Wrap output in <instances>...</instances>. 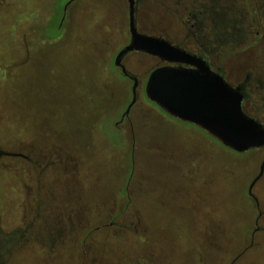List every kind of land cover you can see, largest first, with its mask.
<instances>
[{"label": "rangeland", "instance_id": "374dc122", "mask_svg": "<svg viewBox=\"0 0 264 264\" xmlns=\"http://www.w3.org/2000/svg\"><path fill=\"white\" fill-rule=\"evenodd\" d=\"M68 1L0 0V149L28 156L0 158L2 233L31 223L41 206L43 218L51 214L49 228L55 219L58 226L69 215L74 223H84L78 231L88 264H135L138 259L141 263L136 264H150L149 257L152 264H202L196 232L209 239L212 217L228 229L218 240H206L210 264H264V229L248 235L259 214L249 195L264 149L240 154L207 131L200 135L167 116L145 93V75L157 60L138 51L124 63L143 83L131 114L122 122L134 97V83L115 60L129 42L128 1L76 0L60 30ZM184 1L142 0L139 30L182 39L187 33L180 21ZM213 5L229 11L236 25L246 29L217 51L225 59L228 78L238 82L248 73L255 78L264 69V34L247 28H264V0H213ZM211 38L217 46L215 35ZM262 96L263 91L255 93L258 105ZM178 147L196 151L200 173L190 178L194 184L167 167L186 170ZM163 153L176 159L165 162ZM74 170L77 188L67 185ZM147 175L155 181L148 182ZM165 180L180 188L178 197L173 187L167 188L168 202L162 199ZM261 184L264 178L252 192L264 211ZM116 200L129 204L122 213L134 221L131 226L104 225L113 211L104 206ZM145 218L158 241L146 236ZM260 224L264 227V215ZM40 225L35 222L39 239L26 243L12 263L76 261V249L66 250L70 243L57 244L52 251L53 243Z\"/></svg>", "mask_w": 264, "mask_h": 264}, {"label": "water", "instance_id": "95a60500", "mask_svg": "<svg viewBox=\"0 0 264 264\" xmlns=\"http://www.w3.org/2000/svg\"><path fill=\"white\" fill-rule=\"evenodd\" d=\"M75 0H69L68 6ZM128 1L130 41L116 55V65L122 73L134 80L133 100L128 114L138 98L139 81L125 68L123 58L132 51H141L158 57L166 64L154 68L146 82L148 99L162 110L182 121L195 124L207 131L226 147L243 153L264 146V124L243 108L244 92L240 85H233L218 71L210 69L207 62L175 45L163 36L141 32L136 19L137 0ZM28 157L22 152L0 150L2 156ZM261 171L250 187L264 172Z\"/></svg>", "mask_w": 264, "mask_h": 264}, {"label": "flooded vegetation", "instance_id": "af4514ba", "mask_svg": "<svg viewBox=\"0 0 264 264\" xmlns=\"http://www.w3.org/2000/svg\"><path fill=\"white\" fill-rule=\"evenodd\" d=\"M75 1H73V2H75ZM141 1L142 0H137V3H136L137 24H138V8H139V4L141 3ZM73 2L68 6L67 11L64 12V17L62 19L63 22L61 24L59 23V25H58L60 30L62 28H64V26L66 24L65 22L67 21L66 20L67 19V13H68V10L72 7L71 5L73 4ZM183 10L184 11L180 17L181 18L180 21L182 22L184 27L187 29V30H185L187 33H186V35H184L182 37V39H180L178 41H174V40L168 38L167 36H165L164 34H161V33L156 34V33H152V32H145V31H141V30L140 31L147 33V34L163 36V37L167 38L168 40H170L175 45L180 46L181 48L187 50L188 52H191L193 54H197L198 56H200L201 58H203L207 62V65L210 67V69L221 72L225 76V78L230 83H232L233 85L242 86L243 92L245 95L244 100H243L244 110L248 114H250L251 116L259 119L264 124V96H262L261 99L259 98L262 101L261 105H258L257 99L255 98L256 92H260V91L264 92V69H262L263 70L262 73L257 75L255 78L252 77L251 73H248V74H246L244 79H242L241 81L233 82L227 76L226 69H225V66H226L225 59H223V58L220 59L219 58L220 53L217 52V51H219V49L221 48L222 45L231 44L234 40L238 39L239 37H242L243 34L246 32V29H244L243 27H241V28L238 27L236 25L237 20L234 18H231L230 12L227 10L218 9V5H213V0H191V1L186 0V1H184V4H183ZM252 11H253V8L251 10H249L248 12L252 13ZM255 19L256 18H253V20H255ZM247 29L251 30V32H253L255 30L256 34H259L260 32H262L264 34V30H263L264 28L261 25L254 24V25H252V29L250 27H248ZM199 33L200 34L203 33V34L198 36ZM213 34L215 35L214 42L217 44V46H215V47H213L212 38H211V36ZM192 37L197 39V41L199 43L198 45L196 44V42L194 40H192ZM130 38H131V35L129 34V41H130ZM191 44L194 45V47H192ZM121 49H119V51ZM118 52L116 53V55L118 54ZM130 53H128L127 55L124 56L123 63H124L125 57L128 56ZM137 53H142V54L148 55V56L153 57L157 60V63L155 64V66L150 68L148 73L145 75V80H146L145 82H147L148 77L154 68H157L158 66H162V65L166 64L165 62H162L158 57L153 56L151 54L141 52V51H138ZM116 55H115V57H116ZM124 65L126 68L127 66L125 63H124ZM263 66H264V63H263ZM117 68H119V66ZM119 69L121 70V68H119ZM126 69L130 72L129 74L131 76L136 77L138 79V81H139L138 89H139L140 85L143 83V78L141 77L140 74H137V73L131 71L129 68H126ZM121 73H122V70H121ZM123 76L130 79L131 82L134 83V80L130 76H127L125 74H123ZM145 85H146V83H145ZM138 97H139V93H138ZM136 102H135V104H136ZM152 103H154V102H152ZM134 105L132 106V108L128 114H126V113L123 114L122 122H124V120L129 117V115L132 112ZM155 105H157V104H155ZM162 111H164V110H162ZM165 113H167V112H165ZM167 116H170V114H168ZM170 117L174 118L175 120H178L180 122H183V123L192 124L189 122L182 121L179 118H176L174 116H170ZM192 125H194L195 127H198L195 124H192ZM178 148H180L181 157H182L183 163L186 167V170H185L184 174L182 175V178L184 181L185 180L188 181L189 185H190V183H192V181L190 180V177H192L193 172H194V174H195V172H197L196 164H195L196 162L194 161V160H196V153H195L194 148H190V147H188V148L178 147ZM173 149H175V148H173ZM260 149H264V146L260 147V148H253V149H250V150L243 152V153H240V154H244L247 152H251L254 150H260ZM29 158H30V156H29ZM262 161L264 162V158L262 159ZM260 171H261V168H260ZM260 171H259V173H260ZM259 173L257 171L255 172L254 179L259 175ZM263 178H264V172H263L262 176L255 182L253 188L256 187L259 184L260 180ZM260 191L264 194V185L263 184H261L259 186V192ZM249 198H250L251 202L253 203V205L259 209V214H258V216H256V220H255V227L251 233L253 235L257 230L264 229V227L260 224V221L262 220L263 215H264V211H260L258 198L255 194L254 195L250 194ZM40 208H41V206H39V208H37L38 211L33 216L31 223H29L27 225L18 226L17 229L12 231V233L4 234V233H2V231L0 229V264H14V263H12V259L14 258L16 252H19V253L22 252L25 249L26 243H28L32 239H34V240L39 239L38 235L34 231L35 230V222H37V221L41 222L40 227H41L42 231H44L46 239L53 243L52 251H55L54 248L57 244H60V246L63 247L66 245V243H68V244L70 243L73 246H70V247L67 246L66 250L70 251V248L74 247V249H76L78 254L76 256L77 257L76 261L74 259H69L68 264H88L87 260H86V262L83 261V259L87 257L86 251L82 248V244L84 241L81 242L79 239V231L84 229V225H83L84 223H77V224L74 223L73 218L71 217V215H69V217L67 218V221L66 220L62 221L61 223L58 224V226H57V223L59 220L55 219L54 225L52 224L51 227L49 228L48 227L49 224L46 222L51 220V219H48L51 214L49 215V217L47 219H45V217L43 218L42 209H40ZM129 208H130L129 204L126 205L125 203L119 202L117 200L115 202H113L112 207L110 208L113 211L110 214H108V216L106 218L107 223H105L104 225H107L110 227L122 228V227H129V226H131V224H134L133 220L129 221V218H123L125 216V213L124 212L122 213V211H127ZM57 217L59 218L60 215L56 216L55 218H57ZM24 219H25V214L23 215V220ZM136 221H137L136 224H138V225L141 223V219L140 220L138 219ZM78 229H80V230L78 231ZM79 244H80V246H79ZM152 255L153 254L151 253V256ZM148 259L151 262L150 264H152L153 259L151 257H149ZM136 263H141V261L138 259V260H136ZM146 264H149V262L146 261Z\"/></svg>", "mask_w": 264, "mask_h": 264}, {"label": "crops", "instance_id": "0c3cea01", "mask_svg": "<svg viewBox=\"0 0 264 264\" xmlns=\"http://www.w3.org/2000/svg\"><path fill=\"white\" fill-rule=\"evenodd\" d=\"M184 124H186L187 126H189L190 128H192V129H194L195 131H197L196 133H200V135L201 134H205L204 132H206V131H204L203 129H201V128H199V127H195L194 125H192V124H188V123H184ZM199 129H201V130H203V131H199ZM199 131V132H198ZM212 141V139L210 138L209 139V142H211ZM173 148H170V150H172ZM196 152V151H195ZM71 157H72V155H70ZM162 157H163V160L165 161V162H170V161H173V160H175L176 158L170 153L169 154V156L167 157V155L166 154H164L163 153V155H162ZM195 162L197 161V157H196V160H194ZM165 165V164H164ZM165 166H167V165H165ZM170 170H172V172H174V173H176L177 175H180V177L182 178V175L184 174V172H185V170H181L180 172H179V170H174V169H172V167H171V165H168L167 166ZM78 170V169H77ZM77 170H74L73 172H71V176H73V180L72 181H70V182H67L68 184L67 185H71V186H74L75 188H77V182L76 181H74V179H75V177L77 176V174H78V171ZM200 172H199V170H197V172H195V174H199ZM194 174V172H193V175H192V177H193V179H195V177H196V175ZM172 175V174H171ZM172 177V176H171ZM179 177V176H178ZM192 177H190V178H192ZM147 178H148V182H154L155 181V179L151 176H148L147 175ZM182 180H183V178H182ZM192 181V180H191ZM192 183L194 184V182L192 181ZM161 185H162V199L163 200H165L166 202H168L167 201V195H168V193L166 192V190H167V188L170 186V187H173V186H171L170 185V182L169 183H167V180H165V183H161ZM179 186V185H178ZM178 186H175V187H173V188H170L171 190H174L175 191V193H177V197H178V193H179V190H180V188L178 189ZM76 193H78V192H76V191H74L73 192V195L74 194H76ZM69 194H71V192H69ZM71 197H74V196H71ZM184 198H185V193H184ZM181 200H183V199H181ZM180 201V200H179ZM115 202V201H114ZM182 203H183V201H181ZM112 203L113 202H109L107 205H105L104 206V208L105 209H110L111 207H112ZM188 204H191V202H187ZM193 204V206L196 208L197 207V205L195 204V203H192ZM194 208V209H195ZM211 211V210H210ZM211 219H210V221H209V224L213 227V230H212V234L211 235H209V239H207L208 238V235H207V237H206V239H203L202 238V235L200 236V233H199V231L197 230V232H196V241H197V243H198V245H199V259H200V263H202V264H210V256H211V254H210V252H209V249L207 248V242H206V240L207 241H209V240H212L213 242L214 241H216V240H218L219 239V237H218V235H219V233H222L223 231H226L227 229H228V227L227 226H224V227H221V226H218L215 222H214V218L212 219V217H210ZM255 220H256V216L253 218V225L255 226ZM226 221V220H225ZM145 226H146V236L148 237V238H151L153 241L155 240V241H158L156 238H154V236H153V234H152V230H151V228H150V225H149V221L147 220V218H145ZM204 226V225H203ZM252 231H253V226H251V228L248 230V235L250 236L251 235V233H252ZM197 233H199L198 235H197ZM151 240V241H152ZM160 240V239H159ZM162 241V240H161ZM160 242V241H159ZM162 244H163V246L165 247V245H164V243H163V241H162ZM166 248V247H165Z\"/></svg>", "mask_w": 264, "mask_h": 264}, {"label": "trees", "instance_id": "16d2710c", "mask_svg": "<svg viewBox=\"0 0 264 264\" xmlns=\"http://www.w3.org/2000/svg\"><path fill=\"white\" fill-rule=\"evenodd\" d=\"M58 36V35H57ZM1 150V149H0ZM2 150H4V149H2Z\"/></svg>", "mask_w": 264, "mask_h": 264}]
</instances>
